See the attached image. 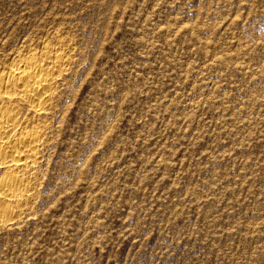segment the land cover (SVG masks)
Returning a JSON list of instances; mask_svg holds the SVG:
<instances>
[{
	"label": "rangeland",
	"instance_id": "rangeland-1",
	"mask_svg": "<svg viewBox=\"0 0 264 264\" xmlns=\"http://www.w3.org/2000/svg\"><path fill=\"white\" fill-rule=\"evenodd\" d=\"M45 46L0 264H264V0H0V73Z\"/></svg>",
	"mask_w": 264,
	"mask_h": 264
},
{
	"label": "bare ground",
	"instance_id": "bare-ground-1",
	"mask_svg": "<svg viewBox=\"0 0 264 264\" xmlns=\"http://www.w3.org/2000/svg\"><path fill=\"white\" fill-rule=\"evenodd\" d=\"M42 52H43V56L46 57V59L49 58L52 60L53 62L52 67L48 68L47 65L45 67L43 63H40L41 61L39 62L38 61L39 59L38 60L36 59V52L34 51L32 55L22 58L20 62L13 64L14 66H12L9 70H7V72L5 71L4 73L2 72V74L0 73V95H3L5 97L8 104L14 105L15 103L13 102H16V100H17V103L19 101H22V102L30 104L31 108L34 107L35 110L39 109L40 111V109L43 108L42 106L47 103L46 101H49L48 99L50 98V95H51L50 91L53 88V84L56 83V82L54 83V81H56L55 80L56 76L59 74L61 75L62 66L64 65L67 59H66V55L62 53L59 50V48L54 50L53 47L51 46H45ZM40 54L42 53L40 52ZM2 108L0 109L3 110ZM12 109H8L7 107V109H5L2 113H0V167L7 165V166H11V169L13 167L19 168L23 166L25 162H27L28 158L30 159L31 156L34 157V159H36L37 157L35 158V154L37 153L35 152L37 151L39 143L41 139L43 138V136L41 138L39 135V131H38L39 129L38 130H35V129L26 130L25 129L26 131H21L17 135H15L16 132L14 133L15 136L12 137V146L8 147L5 145V143H4L5 146H3L2 142L5 139L9 140V138H11L12 129L14 127V122L16 121V119L19 118L18 116H16V113H14ZM14 110H17V109H14ZM19 120L21 122V119ZM16 123L17 121L15 122V124ZM9 144L11 143L9 142ZM21 184L22 183L19 181L18 178H12V179L6 178L4 180L1 179L0 181V213H6L5 211L6 208L4 206V203H6L7 198L18 197V194L21 191Z\"/></svg>",
	"mask_w": 264,
	"mask_h": 264
}]
</instances>
